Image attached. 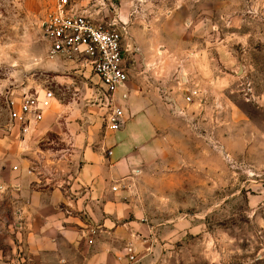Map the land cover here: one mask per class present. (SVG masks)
<instances>
[{
	"label": "rangeland",
	"instance_id": "374dc122",
	"mask_svg": "<svg viewBox=\"0 0 264 264\" xmlns=\"http://www.w3.org/2000/svg\"><path fill=\"white\" fill-rule=\"evenodd\" d=\"M167 1L177 7L165 21L173 50L208 55L201 62L206 73L199 92L181 89V64L174 61L179 65L175 72L179 94L190 97L193 107L188 123L194 134L205 138V172L189 169L178 174L169 193L155 189L151 179L133 180L125 190L113 189V193L125 191L115 201L117 210L130 207L133 221L149 235L147 254L141 255L133 245L139 264L146 256V264H264V0ZM55 3L0 0V182L16 181L24 172L34 178V189L50 196L55 185L59 195L67 197L68 178L81 164L80 159L71 162L69 154L74 148L80 152L87 120L107 106L88 70L81 71L66 59L51 67L56 59L48 57L43 24ZM113 8L109 16H116ZM183 10L190 13L183 21L188 22L190 15L194 25L177 20ZM131 15L127 26L132 24ZM185 40L190 42L182 45ZM124 46L127 55L137 54L130 66L139 68L149 81L150 63L141 62L142 51L129 33ZM44 89L53 91L55 100L43 121L25 133L14 127L11 108H17L24 94ZM71 131L80 135L79 140L71 139ZM86 193L78 188L72 195ZM64 207L78 220V243L72 249H59L57 257H47V264H87L76 246L92 249L107 233L93 220L95 206ZM123 219L117 220L118 225ZM10 220L12 229L16 225V232H22L19 213ZM12 235L13 252L1 250L0 264H25L23 237ZM124 239L123 232L118 234V242ZM119 256L123 263L130 262L125 253Z\"/></svg>",
	"mask_w": 264,
	"mask_h": 264
},
{
	"label": "crops",
	"instance_id": "0c3cea01",
	"mask_svg": "<svg viewBox=\"0 0 264 264\" xmlns=\"http://www.w3.org/2000/svg\"><path fill=\"white\" fill-rule=\"evenodd\" d=\"M69 2L76 9L86 8L93 14L99 13L98 18L105 21L114 17L118 22L126 23L130 19V13H133L132 24L127 26V33L133 36V44L142 51L141 62L150 63V79L146 81V76L143 75L145 73L130 66L129 61H135L137 54H126L129 80L112 95L113 107L121 112L120 127H109L105 121L108 114L105 106H102L101 111L95 110L89 117V124L81 134L82 141H86L83 148L80 152L74 148V153L69 154L71 162L80 159L81 164L76 167L75 175L68 178L67 197L60 196L55 185L50 196L42 189H34V178L24 172L16 181L0 182V258H4L1 250L8 251L15 247L12 234L16 233L19 236L21 233L23 237L21 247L26 255L25 260L23 259L25 264H47V257H57L59 249L74 248L78 243V220H75L69 209H61V205L86 204L87 207H96L92 211L93 220L107 233L92 249L82 244L76 246L85 256L87 264H139L133 245L136 244L141 255L143 252L147 254L150 248L146 244V236L149 235L144 234L146 231L133 221L130 207L122 208V213L117 210L119 203L115 201L120 195H125V191H117L115 194L113 189L125 190L131 181L148 178L153 181L155 189H165L169 193L167 191L173 190L178 174L189 169L205 172V138L194 134L188 123L193 107L191 108L190 101L179 94L175 83V72L179 65L174 61H180L181 64L178 77L182 79L180 73L185 74L181 89L188 93L199 92L204 89L206 73L201 62L207 60L208 55L203 52L188 55L187 51L173 50L171 46L174 41L165 21L176 14L177 7L171 6L167 0ZM110 6L114 7L116 16H109ZM182 8L181 6L180 10ZM183 11L184 14L179 15L177 20L194 25L195 20L190 15L188 22L183 21L185 13L190 14L188 10ZM189 42L180 41L182 45ZM63 63V59L58 58L51 67H58ZM150 65L156 68H151ZM99 113L104 114V117H100ZM70 134L71 139L79 140L77 132L71 131ZM66 168L70 172L72 166ZM78 188L85 189L87 193L74 197L72 193ZM122 205L127 206V203ZM18 213L23 220L20 225L22 232H16V225L12 223V229L10 224V218H16ZM118 218L126 220L123 219L122 225H118ZM122 232L125 239L118 242L117 236ZM140 241L142 242L139 243ZM128 248L132 249L134 259L123 263L119 255H127ZM146 261L149 263L147 256L141 264H146Z\"/></svg>",
	"mask_w": 264,
	"mask_h": 264
},
{
	"label": "built area",
	"instance_id": "2783aa9c",
	"mask_svg": "<svg viewBox=\"0 0 264 264\" xmlns=\"http://www.w3.org/2000/svg\"><path fill=\"white\" fill-rule=\"evenodd\" d=\"M98 16L99 13L93 14L86 8H74L69 0H56L43 24L44 38L50 59H66L81 71L88 70L94 75L109 108L105 121L110 128L118 129L121 112L113 107L112 95L129 80L124 46L127 25L113 19L104 21ZM54 100L55 95L49 89L26 93L17 108H11L10 122L25 133L30 126L43 120L45 111ZM186 101H190V97H186ZM127 257L129 261L134 259L131 248L127 249Z\"/></svg>",
	"mask_w": 264,
	"mask_h": 264
},
{
	"label": "water",
	"instance_id": "95a60500",
	"mask_svg": "<svg viewBox=\"0 0 264 264\" xmlns=\"http://www.w3.org/2000/svg\"><path fill=\"white\" fill-rule=\"evenodd\" d=\"M182 80L185 82V75H182ZM172 103H174L173 100H171ZM177 107V106H176Z\"/></svg>",
	"mask_w": 264,
	"mask_h": 264
}]
</instances>
